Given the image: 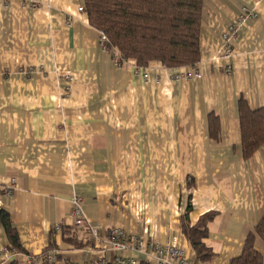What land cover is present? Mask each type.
<instances>
[{
  "label": "crops",
  "instance_id": "0c3cea01",
  "mask_svg": "<svg viewBox=\"0 0 264 264\" xmlns=\"http://www.w3.org/2000/svg\"><path fill=\"white\" fill-rule=\"evenodd\" d=\"M38 1L0 0V210L24 250L11 261L53 244L57 259L33 263L148 264L177 241L204 264L183 226L216 213L205 264H230L264 218V146L243 157L239 118L240 100L264 107V0H204L202 77L191 80L158 62L117 64L84 0ZM76 197L91 228L75 226ZM114 229L142 238L143 252L114 249ZM255 247L264 257L258 236Z\"/></svg>",
  "mask_w": 264,
  "mask_h": 264
},
{
  "label": "trees",
  "instance_id": "16d2710c",
  "mask_svg": "<svg viewBox=\"0 0 264 264\" xmlns=\"http://www.w3.org/2000/svg\"><path fill=\"white\" fill-rule=\"evenodd\" d=\"M90 24L104 32L111 46L125 60L141 68L158 62L169 69L198 65L201 59L200 39L204 0H84ZM243 157L251 159L264 146V107L252 110L244 100L239 102ZM212 123V128L215 126ZM216 213L204 215L195 225H184L183 233L201 263L215 256L205 244L208 223ZM9 252L24 253L10 214L0 210ZM264 242V218L246 240L242 254L230 264H264L256 249V237ZM52 244L36 261H49ZM1 264V263H0ZM5 264H19L17 260Z\"/></svg>",
  "mask_w": 264,
  "mask_h": 264
},
{
  "label": "built area",
  "instance_id": "2783aa9c",
  "mask_svg": "<svg viewBox=\"0 0 264 264\" xmlns=\"http://www.w3.org/2000/svg\"><path fill=\"white\" fill-rule=\"evenodd\" d=\"M30 3H40L38 0H29ZM79 12H85V8L80 7ZM249 17H256L254 13L249 14ZM236 39V28L235 26L229 27L222 35V42L225 46H228L227 53H231L229 51V43ZM101 46L103 50L111 52L114 61L119 64L123 65L127 62V60L123 59L122 56L111 46L110 40L108 36L101 32V39H100ZM201 73L199 70V65H195L192 67H188L184 69V73L178 74L177 79H187L191 80L194 78H201ZM67 79H71L70 74L66 75ZM10 195V191L8 192ZM84 201L80 197H76L73 200V212L72 216L75 220L76 227H90L91 224L89 220L86 218L84 211ZM94 235L98 238L97 232L94 231ZM110 244L116 250H132L134 254L138 255L139 253L143 252L145 248V241L142 238L138 237H128L126 233L121 229H114L110 232L109 236ZM3 254L4 257L2 258V263H7L11 261L14 256L9 252L7 248H3L0 252V255ZM57 259L54 252L50 253L48 260L53 261ZM118 264H139L138 258L134 256L133 259H118ZM148 264H192L188 260V256L186 251L179 245L177 241H174L172 244L162 247H157L155 252L150 255Z\"/></svg>",
  "mask_w": 264,
  "mask_h": 264
}]
</instances>
